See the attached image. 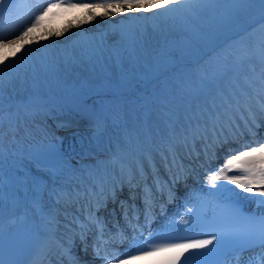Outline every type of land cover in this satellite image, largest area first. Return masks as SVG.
I'll return each mask as SVG.
<instances>
[{
  "label": "snow or ice",
  "instance_id": "1",
  "mask_svg": "<svg viewBox=\"0 0 264 264\" xmlns=\"http://www.w3.org/2000/svg\"><path fill=\"white\" fill-rule=\"evenodd\" d=\"M171 5V6H169ZM62 5L50 4L40 15H36L32 22L24 27L16 39L4 43L0 39V47L8 44H16L29 36L32 29L38 27L43 16L53 8ZM69 7H75L69 4ZM106 10L111 8L127 13L144 9L150 11L153 8L164 9L156 12L151 19L179 20L193 35H199L198 29L204 16L211 13L213 26L218 24H238L243 14H258L259 21H264V0H102L99 5ZM26 7L25 0H0V22L7 14L11 19L17 16ZM219 13V15H217ZM114 12H105L102 15H113ZM95 15V14H93ZM133 19H139L134 17ZM264 30V29H262ZM120 44L118 47L107 49L103 43L90 47L87 55L90 58L100 60L111 59L114 63L123 64L133 61L140 56L144 43L143 30L137 27L122 28L120 30ZM32 49L25 52L29 56ZM7 59V58H5ZM5 59H0V65L5 64ZM24 57H21L23 61ZM21 61H13L7 64V68H14ZM247 68L241 70L244 63ZM52 65L47 58L41 62V67L34 72L47 73ZM4 68H0V83ZM223 82V83H221ZM214 85V87H213ZM200 95L195 106L187 107L181 114L167 115L165 131L158 135L151 134L143 143L137 142L130 150L118 152L110 161H100L92 166L74 168L73 177L76 181L72 191H66V187L54 190L56 203L63 201L64 213L61 218L59 212H52L41 206L38 199L39 193L32 196L33 208L39 209V218L43 223L49 237L55 238L57 232L63 230L60 243V254L67 257V264H80L73 249L76 246L77 237L84 244L83 251L87 253V236L92 233L94 240L92 250L96 257L107 259L105 253L101 257L100 244L103 243L107 224L96 213L101 207L107 208L109 198L113 203L117 202V185L122 191L125 184L129 187L130 197L133 201H119V208L124 216L126 225L133 227V220L139 222L141 209L135 204V190H140V199L143 202V215L147 221L157 198L165 192L169 199L173 198L174 185L181 174H187L190 162L199 161L201 156L212 159L216 155V149L231 142H239L247 134L253 138L257 136V130L264 127V38L260 40L254 52L247 50L235 61L232 67L227 65L207 78L201 85ZM99 127V124H98ZM0 127V137H2ZM251 141L241 147H246ZM39 150V149H38ZM49 155H55V147L49 146ZM235 152V150L230 149ZM4 154L0 145V191L4 192L5 182L3 175ZM111 165L113 170L119 169L117 181L115 177L109 179L105 169ZM237 171L238 174L230 175ZM79 172L77 176L76 173ZM167 176V179H165ZM221 181L226 183H221ZM208 184L215 192H210L212 197H222L225 191H230L227 184L235 185L241 192L248 193L257 199L259 204H264V143L257 147H247L238 154H232L231 158L219 168L218 171L208 177ZM4 200L0 196V264H5L2 258L4 249L2 210ZM75 205V211H68ZM218 206L228 211L221 217H213L209 222L202 208L195 211L189 209L185 215H191L199 226L211 229L215 232L211 239L191 240L186 243L159 244L150 250H140L141 255L149 256L159 253H173L159 264H180L185 252L193 250L184 258L183 264H210L209 258L215 257L214 264H224L228 252L233 253V258L239 261V253L248 249H258L253 256L248 258L247 264H264V216L257 218L241 217L227 201H218ZM131 213V215H130ZM115 215V209L112 211ZM181 223H187L181 220ZM95 228V232L92 230ZM122 233L119 222L113 225ZM225 243L232 245L225 250ZM211 246V247H209ZM47 258V249H43L33 258L32 264H44ZM129 258L130 254H129Z\"/></svg>",
  "mask_w": 264,
  "mask_h": 264
},
{
  "label": "rangeland",
  "instance_id": "2",
  "mask_svg": "<svg viewBox=\"0 0 264 264\" xmlns=\"http://www.w3.org/2000/svg\"><path fill=\"white\" fill-rule=\"evenodd\" d=\"M109 9L107 12L115 13L116 26L122 23L125 24V26H131L130 15L128 13L113 10L111 8ZM163 11L164 9L153 8L150 11L142 9V11L133 12L132 17L139 18L134 27L141 29L143 27L146 28V25L147 27L150 24L156 25L154 22L155 20L151 19V17L156 12ZM42 12L43 10H39L33 13L30 19L35 15H40ZM211 15V13H208L204 16L201 21V26L198 29L199 35H193V33L182 25L179 20L156 19L160 24L165 25L162 29L163 31H159V34L153 38L151 43H143L140 56L133 61H126L120 64L114 63L111 59L101 58L98 65V61L95 58H91V60L85 62L86 65L83 69L85 70L84 73L76 72L70 77L61 75V69L55 71L54 68H51L47 73L41 74L42 78L40 80H38L36 76H31L32 78L27 82L29 86L26 84L24 90L20 92L13 89L12 86H10V88L6 86V84L4 85V80L2 78V83H0V127H2L3 135L0 137V145H2L4 157L8 158L9 155H16V153L24 154L28 162L33 164L30 158H32L31 156H35L40 157V161L45 164L55 162L60 168L64 160L61 164L58 156L48 154V143L52 141L54 135H48L47 129L48 125L54 128L53 126H56L54 124V119L56 117H65L66 111L69 110L72 112L71 114L76 118H82L85 123H90V118L94 119L95 122L99 124L98 130L100 131L102 126L107 123L111 126H116L118 122L124 118L123 115L127 111H129V113L133 112L140 114L155 104H158L164 109L176 106L180 102L177 96L182 97L184 101L189 98L191 99V97L195 98V95L200 92L202 83L207 78H210L214 73L218 72L226 65L232 67L243 52L246 50L252 52L251 46L254 44L257 45L260 40L264 38V30H262L264 29V21H259L258 14L256 13L243 14L238 24L217 23L215 26H213ZM217 15H219V13H217ZM43 17L48 18V15L45 14ZM143 17H147L146 22L142 20ZM252 19L255 23L249 26V21ZM74 20L72 18L66 20L64 28L67 34H63V43H65L66 40L68 41L71 36L70 39L75 40L78 38V31L76 30L77 21ZM112 23L110 24L113 25ZM111 25H106L108 36L105 40L103 39V43H109V45L112 46L111 48H115L120 44L119 37L122 27L113 26L116 28L115 30ZM49 26L50 22H48V24L46 23L45 29H48ZM235 30H241V32H239L240 34L231 38L229 41L226 40L219 46L215 45L217 39L219 40V38H222L219 37L221 36L219 33L224 36L226 33L229 34ZM212 32L215 35L212 34ZM40 33L44 35V29H41ZM46 42H48V40H38L36 44L37 50L43 52ZM100 43L102 42L100 41ZM185 45L193 47L190 51L193 55L199 56V54L201 55L204 53L202 55L204 57L200 58L199 61L196 59L192 63L185 62L178 64V66L174 64L173 67H175V69L169 74L166 70L168 69L167 67L175 60H182L181 57H184L182 55L185 54L184 50L187 49ZM160 54H163L165 57L162 61L159 58ZM13 57L12 61L13 59L19 58L15 55H13ZM27 57H24L23 61L25 59L27 60ZM39 86L46 88L51 87V91L49 90L50 92H48L47 95L38 97ZM136 90L137 92L133 93ZM104 92L107 94L105 97L102 96ZM33 117H35L34 120L38 117L44 118V123L42 122V124H39L41 128H39V126L37 127L40 133L39 136L31 130L33 128L29 130L28 134L23 135L22 132L18 133L20 130V122L23 121V123L29 125ZM144 117H148V115H143L142 119H144ZM144 120L146 122L147 118ZM88 127L89 126H87V128ZM79 128L87 129L85 125H82V127L75 126L73 129H69L57 136L58 138L63 135L68 137V143L74 140L77 141L82 137L81 133H84L79 132L81 131ZM124 129L128 131L130 127L127 125ZM162 130L165 131L166 127L164 126ZM26 131L27 129H25V133H27ZM13 133H16V136ZM85 133L88 132L86 131ZM73 134H75V136H72ZM12 135H14V138H12ZM48 137H51L49 139L50 141L47 140ZM85 138L89 137H83V139ZM232 147V145H229L226 149ZM71 148L68 149V146H66L64 149V151L68 149L65 152L68 157L70 156L68 154ZM232 149L234 150L236 148L234 147ZM239 149L243 150L241 148ZM239 149L226 155L223 154L222 158L226 160L229 159V156L237 153ZM219 152L221 153V151ZM70 159L73 162L76 161L78 157L75 158L71 156ZM204 160L207 159L205 158ZM209 160L210 162L206 161L207 167L211 168V170L212 168L215 169L218 160H213V162L212 159ZM212 164H215V166ZM218 169L217 166L216 171ZM6 172L9 173L10 170ZM201 172L202 171L199 172V176ZM10 173L11 175L8 177L14 178V173ZM233 173L238 172L234 170ZM211 174L206 177H209ZM196 176H198V173L195 174V177ZM200 179L202 181L204 180L201 177ZM199 183L201 182L195 184ZM199 187L200 184L197 185V189H199Z\"/></svg>",
  "mask_w": 264,
  "mask_h": 264
},
{
  "label": "bare ground",
  "instance_id": "3",
  "mask_svg": "<svg viewBox=\"0 0 264 264\" xmlns=\"http://www.w3.org/2000/svg\"><path fill=\"white\" fill-rule=\"evenodd\" d=\"M57 3L61 4L62 6L59 8H53L50 12L47 13L48 18L46 17L47 18L46 22L47 24L48 22H50V26L48 27V29H45L46 25L43 26V28L41 26H38L30 31L29 36L25 39V41H22L16 44H8L7 47H0V59L7 58L5 59V64L0 65V68L5 69V71L2 74L4 85L6 84V86L8 87L12 86L13 89H15L17 92H20L21 90H24V87L26 84L28 85L27 82L30 81V79L32 78L31 76L33 77L36 76V78L40 80L42 78L41 74L42 73L44 74V72H39L38 74L37 72L33 71V68L35 67L37 70H39L41 67V62L45 58L49 60V62L52 65L51 68H54L55 71L61 69L62 71L60 72L61 75H66L70 77L72 74L76 72L84 73L85 70L83 69L85 68V65H86L85 62L91 60V58L87 55L89 48L95 44H99L100 41L103 43V39L105 40L106 37L108 36V33L106 32V28L107 26L111 25L110 23L114 22L112 23L113 25L111 26L112 27L116 26L115 25L116 19L114 16L115 13L113 14V16L102 15L108 9L106 10L104 7H101V6L94 7V5L101 4L102 0H25L26 7L22 9L17 16L9 19L7 14H5V16L3 17L2 22H0V39H2L4 43H8V41L16 39V37L23 30V28L27 27L34 19V18L32 20L30 19V16H32L33 13L38 12L39 10L44 11V9L47 8L50 4H57ZM69 4H74L76 6L69 7L68 6ZM140 11H142V9ZM133 12L135 11L127 12L130 15V25H131L130 27H134L137 22V19L135 20L132 17ZM70 18H72L73 20L75 19L74 21H77L76 30L78 31V38L75 40L70 39L72 37L71 36L68 41L66 40L65 43H63L62 42L63 34H67V31L65 30L64 25L66 24V20ZM142 20H145L146 22L147 17H143ZM154 22L156 25L150 24L148 25V27L146 25V28L145 27L141 28L143 30L144 43H149V42L151 43L153 41V38L159 34V31H163L162 29L165 27V25L160 24L159 21L155 20ZM114 27L113 29H116ZM116 27L127 28L128 26H125V24L122 23ZM41 29H44L45 31L44 35L40 33ZM44 39L48 40V42H46L45 44L44 51L40 52L37 50L36 44L38 40H44ZM103 44L105 46V51L109 47H112L111 45H109V43L107 44L103 43ZM256 47H257L256 44L251 46L252 52L255 51ZM29 49H32V51L27 57V60L26 59L24 60L26 62L21 61L20 57H25L24 54L25 52H28ZM142 49H143V44H142L141 50ZM13 55H15L16 57H19L18 59H13V61H21V63L14 68H7L6 65L13 62L12 61ZM98 65H99V61H98ZM245 68H247V62L244 63L241 70ZM49 90L51 91V87L46 88L43 86H39L38 87L39 93L37 94L38 97L42 95H47V93L50 92ZM177 98H179L180 100L179 102L180 105L177 104L176 106H171L170 108L168 107L164 109L163 107L161 108L158 104L157 105L155 104L153 106H150V108L148 109L150 113L148 111H144L140 116L139 114H131L129 113V111H127L124 115L123 121L118 122V124L116 123L117 124L116 126L110 125L109 127L107 126L105 128L104 132L106 136L102 135L103 137L102 136H100V138L98 137L96 140L97 144L92 143V138H91L92 136H90L89 138L83 139V142L80 143V146L78 144L71 143L74 141H70L69 142L70 144H69L66 140L68 137L64 135L60 136L59 138L57 136L59 134L61 135V133L69 129L70 130L73 129L75 126L85 125L86 128L88 126V124L85 123V121L82 118H76L74 115L71 114L72 112H70L69 110L68 111L65 110L66 111L65 116L72 117L71 120H72L73 125L69 127L68 129L66 128V129H59V130H57L55 126H53L54 128H52V126L49 127L48 125V129H47L48 135L49 134L51 136L52 134L54 135L52 141L49 140L51 137H48L47 139L50 141L48 143L49 146L55 147V152L57 154V155L55 154V156L59 157L60 159L59 162L61 164L64 160V163L62 165L60 164L61 165L60 168L57 167L58 179L55 180V183L53 182L54 186L51 187V184H52L51 171L50 173L47 170L39 171V168L37 166L28 162L24 154L16 153V155H13V154L11 156L9 155L8 158L4 157L3 174L6 173V171L10 170V172H13L15 175L14 178L4 175V177L10 178V183L6 181L5 183L7 184L5 185V187L7 186L8 189H12L11 194L14 193L15 195L20 196L22 194L21 192H23L24 195L26 194L27 198L32 199L33 194L39 193V192L36 191V189L32 187L31 182L34 180L35 181L38 180V183L40 185L43 184V190H41V192L39 193L40 195L38 196V199H40L43 202V205L47 206L46 208H48L50 211L54 213L55 212L60 213L61 211H63V207H61L63 201H61L59 205L56 203V196L54 194V190L67 186L66 191L70 192L75 188L76 181L73 177V169L74 168H84L86 166H92L100 162L102 156H101V153L99 152V145L105 138H106L105 140L116 141L115 149L118 152H122V151L124 152L126 150H130L131 147H133L137 142L143 143L146 137H148L149 131L150 133L154 132L152 134L153 136H156L161 131H164L162 129H164V126L165 127L167 126V122H168L166 118L167 115L181 114L187 107L189 106L194 107L195 104L198 102V100L203 99V97L200 95V92L195 95V98L191 97V99L189 98L188 100L186 99L185 101L182 100L183 99L182 97L177 96ZM143 115L145 116L148 115V117H144V119L147 118L146 122L144 119H142ZM34 119L35 117H33L30 120L29 125H26L25 123H23V121H21L19 125L20 130L18 133L22 132V134L25 135V134H28L31 128H33L31 130H33L35 134L39 136L40 133L37 127L39 126V128H41L39 124H42V122L44 121V118L38 117L36 120ZM45 119L47 121L46 117ZM127 125L130 127V129L128 131H125L124 127ZM141 128L143 129L145 133L144 135H142V137L138 136L139 135L138 130H140ZM25 129H27L26 131L27 133H25ZM146 129L148 131H145ZM156 131H157V134H156ZM13 134L16 136V133H13ZM14 135H12V138H14ZM263 138H264V127L257 130V136L255 138L246 134L243 137V139L240 140L239 142H236V143L231 142L229 144H225L223 147L217 148L216 151L217 150L221 151L220 153L221 155L219 156L218 154H216L212 158V162L213 160H218L216 164L218 168H220L226 163V159L222 158L223 154L230 152V149L234 147L238 149L241 147V145H245L246 142L248 141H251V143L247 144L246 147H243L242 148L243 150H247V147H257L259 146V141L261 139L263 140ZM17 143L21 145L19 142ZM90 144L95 145L96 147H89ZM112 144L114 145V143ZM65 145L68 146V149L72 147L68 154L70 155L69 157L67 156V153H65L68 149L64 151L66 147ZM229 145H232L233 147L230 149H226V147ZM83 155H86V157L83 158L82 157ZM71 156L78 157V159L72 162V160L70 159ZM229 158H231V155L229 156ZM204 159L205 157L201 156L199 161L190 162L188 160H185V164L186 165L191 164V167L186 175L181 174L180 179L174 185H170L173 191L176 188L181 187L182 185L184 186L186 183L195 184L197 181H199L197 179L198 176L195 177V174L202 171L201 175H203L205 168H207L206 161L210 162L209 159L207 160H204ZM195 168L199 169V172H197ZM105 174L107 175L109 179H112L113 177H115L117 181L119 180L118 171L116 170L110 171L109 166L105 169ZM236 174L238 173H233V172L230 173V175H236ZM76 175L78 176L79 172H77ZM30 178H31V181H30ZM165 179H167V176H165ZM204 179H205V182H203V184L198 189L200 191H197L196 193L193 192L191 194H188L185 201H181V200L178 201L180 199V196L185 194V191L182 192V195L178 197L175 196V198H173V201L174 203H176L177 201L178 202L176 203L177 206L175 207V209L173 208L171 216L168 217L166 221L162 220L163 216L156 217V219L153 220V223L155 224V226L156 225H167L168 223H170L169 222L170 220H173L177 225L175 229L182 228L185 226L187 227L188 221L186 217L187 215H185V213L190 208V205L192 204L193 199L194 200L198 199L199 194H201L200 192L206 189V187L211 188L208 184V177H205ZM221 183H226V182L221 181ZM227 188L231 190L225 191L223 194L230 193L232 197L241 199L244 202L243 203L244 206L248 207L250 205H253L254 203H257V199L250 196V194L248 193L241 192V190L235 185L227 184ZM18 190L20 191L21 194H19ZM212 190L213 192L216 191L215 189H212ZM1 192L2 191H0V193ZM167 194L168 193L165 192L162 197L164 198L165 195ZM7 195L3 197L7 198ZM116 195H117L116 203H113L112 200L109 198L106 210L102 211L100 208V210L97 213L100 215H103V217L106 216L105 214L108 215L105 217V222L107 224V227L112 228V230H109L107 233L111 241L113 242V241L118 240V241L123 242L126 239V233L133 231V227L126 225L124 216L121 213V210L119 208V201L121 200L128 201L129 204H132L133 201L129 199L130 191H129V187L126 184L123 187L122 191L119 188H117ZM261 199H264V197H261ZM138 203L143 204L140 197L136 195L135 204L137 205ZM70 207L73 209L76 206L72 205ZM113 209H115V215H112V214L109 215V213H111ZM62 215L63 214L61 213V218H62ZM119 215L121 219L116 220ZM152 215L153 213L151 214V216ZM150 218L147 221H150L151 220ZM182 219L186 220L187 223H181ZM117 222H119L120 226L124 225V228H126V230H123L122 232L123 234L122 238L121 237L116 238L117 234L116 235L113 234L114 233L113 225L116 224ZM142 222L145 223L146 221L144 219V215L140 214L139 222L138 223L132 222L133 225L135 226V231L139 228V226H141ZM167 226H170V225H167ZM78 242H81V241L77 237V240L75 242L76 246L74 248V251L75 253H79V257H80L81 256L80 250H82L83 247H82V244H79ZM46 243H48V241ZM125 248H126V251H125L126 253L127 249L131 247L126 246ZM45 249H47V252H51L53 250L51 249L50 246H47Z\"/></svg>",
  "mask_w": 264,
  "mask_h": 264
},
{
  "label": "trees",
  "instance_id": "4",
  "mask_svg": "<svg viewBox=\"0 0 264 264\" xmlns=\"http://www.w3.org/2000/svg\"><path fill=\"white\" fill-rule=\"evenodd\" d=\"M220 34V33H219ZM221 35H223V34H221ZM185 48H187L186 50H184L185 51V54H183L182 56H184V57H181L182 59H193V54L190 52L191 51V49H193V47L192 46H187V45H185ZM159 58L161 59V61L163 60V59H165V57H164V55L163 54H160L159 55ZM175 61H178V60H175Z\"/></svg>",
  "mask_w": 264,
  "mask_h": 264
}]
</instances>
